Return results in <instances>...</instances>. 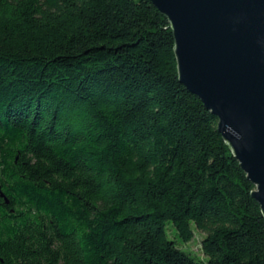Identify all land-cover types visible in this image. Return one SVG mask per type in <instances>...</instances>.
Returning <instances> with one entry per match:
<instances>
[{
    "label": "trees",
    "instance_id": "1",
    "mask_svg": "<svg viewBox=\"0 0 264 264\" xmlns=\"http://www.w3.org/2000/svg\"><path fill=\"white\" fill-rule=\"evenodd\" d=\"M0 187V264H264L256 186L151 0H0Z\"/></svg>",
    "mask_w": 264,
    "mask_h": 264
},
{
    "label": "water",
    "instance_id": "2",
    "mask_svg": "<svg viewBox=\"0 0 264 264\" xmlns=\"http://www.w3.org/2000/svg\"><path fill=\"white\" fill-rule=\"evenodd\" d=\"M151 2L171 24L181 83L219 119L264 216V0Z\"/></svg>",
    "mask_w": 264,
    "mask_h": 264
},
{
    "label": "rangeland",
    "instance_id": "3",
    "mask_svg": "<svg viewBox=\"0 0 264 264\" xmlns=\"http://www.w3.org/2000/svg\"><path fill=\"white\" fill-rule=\"evenodd\" d=\"M193 230L195 233L194 239L189 243H184L183 240L178 237L175 227L173 226V223L172 222L167 223V234L169 239L174 240L176 242L177 247L180 248L181 250L192 254L194 257H196L201 261H204L206 257L203 255L201 251L200 244L201 241L204 239L205 234L198 231L194 226H193Z\"/></svg>",
    "mask_w": 264,
    "mask_h": 264
},
{
    "label": "flooded vegetation",
    "instance_id": "4",
    "mask_svg": "<svg viewBox=\"0 0 264 264\" xmlns=\"http://www.w3.org/2000/svg\"><path fill=\"white\" fill-rule=\"evenodd\" d=\"M0 198L3 199L4 201L6 200L5 198H2L1 196H0ZM5 203H6V202H5ZM6 204H7V203H6ZM7 205H8V204H7Z\"/></svg>",
    "mask_w": 264,
    "mask_h": 264
}]
</instances>
